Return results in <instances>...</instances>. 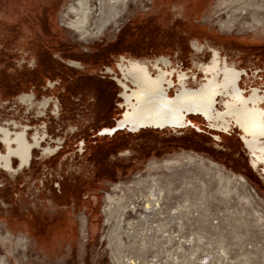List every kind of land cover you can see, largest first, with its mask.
<instances>
[{"label": "rangeland", "instance_id": "obj_1", "mask_svg": "<svg viewBox=\"0 0 264 264\" xmlns=\"http://www.w3.org/2000/svg\"><path fill=\"white\" fill-rule=\"evenodd\" d=\"M223 1L129 0L82 40L63 19L72 0H0V127L39 137L29 165L0 170V264H264V175L235 134L95 136L118 116V59L158 58L197 89L214 52L264 91V0Z\"/></svg>", "mask_w": 264, "mask_h": 264}, {"label": "bare ground", "instance_id": "obj_2", "mask_svg": "<svg viewBox=\"0 0 264 264\" xmlns=\"http://www.w3.org/2000/svg\"><path fill=\"white\" fill-rule=\"evenodd\" d=\"M128 1L129 0H112L111 3L109 4V0H97L98 4L96 5L94 4V2H92V0H72V2L69 3L67 10L65 11L63 15V19L66 21L68 28L76 32V34H78V36L82 40H88L90 37L97 36L98 34L101 33L105 19L106 21L109 19H116L117 18L116 16L122 12V9L126 7ZM242 2L245 4L246 0H242ZM224 3H225V0L223 1V4ZM253 3L251 6H254L256 4L255 3L253 5ZM241 6L244 7L242 4L238 5L239 9ZM260 12L262 13V11ZM251 16L254 21H258L255 15H251ZM262 19L261 20L259 19V20L262 21ZM218 61L219 59H218L217 54H214L210 61L203 64L204 74L210 75L211 73H217V74L220 73L218 72V69H224L225 67H220L218 65ZM118 66L120 67V69H122V74L125 76V78L129 77L134 83H137V84L144 83L142 81L146 77H148L150 74L148 71L149 67L147 63L140 59H136V58L129 59L126 65L119 63ZM223 75H224V72H223ZM150 81L151 80L149 79V82ZM217 82H219V80ZM232 83L234 82L231 78L228 84L230 85ZM146 86L144 87L146 88L148 92L138 90L133 93V96L137 97L136 102L138 103L139 99H141L143 95H145V93L151 92L150 95L155 96V98L150 99V101L149 99L146 100L145 98L141 101L142 104L140 103L139 106L136 105V107H134L135 109H131V113L130 115L127 116V118H129V120L133 119L132 122L134 123V126L129 127L132 130L137 129L139 125L163 126L167 124H170V125L182 124L184 116L187 114L188 111H192V110L199 111L205 117H209L211 114L210 111L213 110L214 96L218 94V91H219L218 88L221 87L215 82L212 84L201 85L199 86V88L192 90L193 91L192 93H187V90H185V87H184V89L180 93L178 94L176 93L177 95L171 99L168 97V95L165 92L161 91L160 93H156L154 89L152 88V86H148V87ZM157 92H159V90H157ZM147 96L149 95L147 94ZM248 100H249V97H248ZM233 113L234 111L232 110L230 111L229 114L232 115ZM124 119H126V117H124ZM120 124L121 125H117V126H122L123 123H120ZM240 128L247 130L246 133L249 134V138H244V142H245L246 147L251 152V154H253L254 150H256L258 152V155L257 154H254V155L257 158V160L264 161V156H263L264 155L263 154L264 153V143L261 144V146H259L258 143L260 140H257L261 136V134L264 135V127L262 125V122L258 120L253 125L252 123L245 124L244 126ZM8 131L6 128L0 127V132L2 135L1 136L2 138H0V140H2L1 144L3 145V150H0V167L2 166L8 171L13 169L10 167L11 158L17 157L18 167L16 169L20 170L29 164V149L32 146V144H29L24 139L22 132H14V135H11ZM190 154L191 153L184 152V155L182 158H187V159L193 158L192 155ZM261 154L262 156H260ZM166 162H169V160H167ZM112 199H113L112 195L108 194L107 195L108 203H107V206L105 207L107 211H109V200L111 201ZM119 201L120 200L118 199L117 202ZM108 220H109V212L105 215V221L107 222Z\"/></svg>", "mask_w": 264, "mask_h": 264}, {"label": "flooded vegetation", "instance_id": "obj_3", "mask_svg": "<svg viewBox=\"0 0 264 264\" xmlns=\"http://www.w3.org/2000/svg\"><path fill=\"white\" fill-rule=\"evenodd\" d=\"M213 54H214V52H211V54L209 55V60L208 61H210L212 59ZM136 59H139V58H136ZM218 59H219L218 65L220 67H225L224 69H218V72H220V73H218V74L217 73H211L210 75H205L204 72H201V76H205V79H204L205 82L202 85L212 84V83L216 82L219 86H221V87L218 88V90H219L218 94H216L214 96L213 110L210 111V113H211L210 116L209 117H205L204 115L202 116V115L199 114L202 119H206V121L207 122L210 121V123L208 122V125L206 126V129L201 128V127H199V125H195V123H193V122H191L189 120H186V117L188 116V114H186L184 116V119H183V124L191 122L196 128L187 125L186 127H183L182 129L190 127L192 130H194L196 132H201V131L205 130L206 132L209 133V135L212 137V139H214V141H219L221 135L235 134L237 139H238V141L243 146H246L245 142H244V138H249V134L246 133L247 130L242 129L240 127L244 126L245 124H250V123H252V125H253L258 120L260 122H262V125L264 127V102L262 103V100L264 101V91L262 90L261 93L257 92L258 90L256 91L255 89H260V87H258V86H253L254 87L253 90L243 91L241 89V87L239 86V79L244 73H247V71L243 70V69L235 68L234 67L235 65H230L226 61V59L223 60V59H221L219 57H218ZM155 60H156V62H152L151 63V65L155 68L154 71H157L155 74L153 73L152 66L149 64L148 60L147 61L146 60H142V61L147 63V65L149 67L148 71L150 73L149 76L146 77L142 81V82H144L142 84L134 83L129 77L125 78V76L122 74V69H120L118 64L122 63V64L126 65L127 64V60L125 62H123V61H120L118 59L117 64H116L118 70H117L116 67H110V66L106 67V70H105L106 73L109 74V75H113L114 76V77L111 76V79L115 82L116 86L119 88V95H118L119 101H118V104L116 105V107H117L119 112H118V116L116 118H113V122L110 125L103 126V127L99 128V129H97L95 136L112 137L116 132H119V131H125L126 133H131L132 134V133L140 132L143 129L162 130L160 128H152V127L145 128V127H143V128H140V129H138L136 131H133V130H131L129 128L131 126H134V123L132 122L133 119L129 120V118H127V116L130 115V113H131V109H135L134 107H136V105L139 106L140 103L142 104L141 101L143 99H145V98H146V100L149 99V101H150V99L155 98V96L150 95L151 92L150 93H145L146 96L143 95V97L141 99H139V102L138 103L136 102L137 97L133 96V93L135 91H138V90L147 91L146 88L144 87L146 85H147L146 87L152 86V88L154 89V91L156 93H160L161 91L165 92L168 95V97L171 98V99L174 96H176L178 93H180L184 89V87H185V90H187V93H192L193 92L192 91V90H194L193 88L189 89V87L186 86L187 84L186 85L184 84L185 83V77H186V73L185 72H181L180 70L176 69L175 71H176L177 74L176 73H172L173 69H171V68L169 69L167 67L166 63H165V69H164V67L159 66V64L157 63L158 58H156ZM203 64H204L203 62L200 63V64L197 63V66H199L202 69V71H203ZM223 72H224V75H223ZM256 72H258V70ZM177 77L179 78V83L181 85H180L179 88H177L175 90V93H172L170 88L174 87L176 85ZM231 78H232L234 83L229 85L228 82L231 80ZM149 79L151 80L150 82H149ZM218 80H219V82H217ZM143 84H145V85H143ZM231 87H232V89H231ZM157 90H159V92H157ZM147 94L149 96H147ZM222 95H225V96H222ZM218 97L221 98V102H222L219 109L215 108V105H216L215 99L218 98ZM248 97H249V100H248ZM247 109H248V111H247ZM232 110L234 111V113L231 115L229 113ZM213 111H218L219 114H216ZM124 117H126V119H124ZM120 123H123L122 126H125V124H127V125L124 128H122V129L114 130L115 129L114 127L116 126V124L121 125ZM226 126H228L229 128H224ZM1 127L6 128L7 131L9 130L8 132L11 135H14V132H22V135H23L24 139L29 144H32V146L29 149V164H30L34 146L39 144V137L36 134H33L32 137L29 138L28 135H27V126L26 125H21V128H18V130H14L13 132H11L8 127H5V126H1ZM211 127H214V128H217V129L213 130ZM170 130H174V128H171ZM1 136L2 135H1V132H0V138H2ZM257 140H260L258 145L261 146V144L264 143V135L261 134V136ZM1 142H2V140H0V144H1ZM44 150L46 152H52L53 151V149H51V148H45ZM245 151L247 152L248 155L251 156V157L248 156V166H249V168L251 170H255V171L259 172V174H261L259 168H261L260 164L264 163V161L257 160V158L255 157L254 154L258 155V152L256 150H254L253 154H251V152L249 151V149L247 147H245ZM260 156H262V154ZM14 163L17 164V166H14L13 165ZM10 167L13 168V169H16L18 167V159H17V157L11 158ZM262 167L264 169V165H262ZM0 170L1 171H8L7 169L3 168L2 166L0 167Z\"/></svg>", "mask_w": 264, "mask_h": 264}, {"label": "water", "instance_id": "obj_4", "mask_svg": "<svg viewBox=\"0 0 264 264\" xmlns=\"http://www.w3.org/2000/svg\"><path fill=\"white\" fill-rule=\"evenodd\" d=\"M195 89V88H194ZM187 114H200V115H202L199 111H188L187 112ZM203 116V115H202ZM118 124H116V126L114 127L115 129L114 130H118V129H122V128H124L127 124H125V126H117ZM129 125V124H128ZM187 125H189V126H191V127H194V128H196L191 122H188V123H186V124H172V125H170V124H167V125H163V126H158V125H156V126H154V125H139L138 127H137V129H134L133 131H136V130H138V129H140V128H143V127H145V128H147V127H152V128H160V129H164L165 127H169V128H174V130L175 131H177V130H180V129H182L183 127H186ZM211 128H214V127H211ZM215 129H217V128H215ZM113 130V131H114ZM132 130V129H131ZM246 146H244V148H245ZM247 156H249V157H251L250 155H248L247 154ZM254 156V155H253ZM250 163V162H249ZM259 164V163H258ZM251 165V164H250ZM252 166V165H251ZM252 168V167H251ZM259 170H260V173L262 174V175H264V169H263V167H261V168H259ZM253 171H255V170H253Z\"/></svg>", "mask_w": 264, "mask_h": 264}]
</instances>
